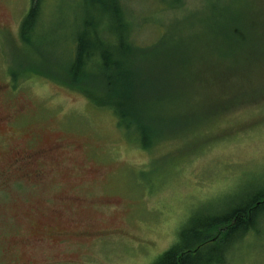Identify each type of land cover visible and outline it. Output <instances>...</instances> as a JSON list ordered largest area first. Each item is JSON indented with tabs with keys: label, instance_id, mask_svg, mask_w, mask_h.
Here are the masks:
<instances>
[{
	"label": "rangeland",
	"instance_id": "1",
	"mask_svg": "<svg viewBox=\"0 0 264 264\" xmlns=\"http://www.w3.org/2000/svg\"><path fill=\"white\" fill-rule=\"evenodd\" d=\"M214 2L122 0L128 38L149 56L146 113L125 126L65 74L82 0H43L30 44V0H0V80L23 71L0 83V264H151L192 217L264 195V0H219L236 13L229 27L259 29L234 56L215 52ZM57 144L41 179L4 176L18 154ZM227 244L223 264H264V209Z\"/></svg>",
	"mask_w": 264,
	"mask_h": 264
},
{
	"label": "trees",
	"instance_id": "2",
	"mask_svg": "<svg viewBox=\"0 0 264 264\" xmlns=\"http://www.w3.org/2000/svg\"><path fill=\"white\" fill-rule=\"evenodd\" d=\"M121 2L82 0L85 16L75 38L73 59L65 69V74L70 79L71 83H68L71 88L98 106L110 109L119 123L126 126L138 124L135 113L138 112L140 116L146 113L142 102L146 96L144 85L148 79L141 77V69L148 66L149 56L138 55L137 52L147 49L135 46L128 38L130 26ZM163 2L164 9L175 6L179 0ZM30 3L20 24V38L27 44L34 42L33 32L40 18L43 0H30ZM214 3L215 26L211 27L212 34L215 33V42H222L215 46V52L222 50L224 56L246 52L245 45L247 37L251 36L250 31L256 32L259 29L254 24H249L246 29L229 27L236 13L230 14L229 10L220 8L222 2L218 6L219 0ZM217 15L221 18L217 19ZM34 73L38 74L39 70ZM56 79L67 85L65 80ZM138 100L141 104L137 103ZM142 122L141 117L139 125H144L146 121ZM263 209L264 195H255L245 204L215 218L200 220L194 216L180 229L177 241L151 264H223L225 252L230 247L227 242L234 235L241 237L253 228Z\"/></svg>",
	"mask_w": 264,
	"mask_h": 264
},
{
	"label": "flooded vegetation",
	"instance_id": "3",
	"mask_svg": "<svg viewBox=\"0 0 264 264\" xmlns=\"http://www.w3.org/2000/svg\"><path fill=\"white\" fill-rule=\"evenodd\" d=\"M20 73L21 72L17 71L16 69L13 71L6 70L4 72L5 76L3 77V79L0 80V83H3L6 86L10 87L14 85L16 81L18 82V79L21 78ZM2 120V117H0V122ZM60 147L64 148L62 145L57 144L37 152H27L24 154H18V156L13 161L11 169H5L4 176L11 172L9 176L18 175L17 178L19 180L34 183L35 181L41 179L44 173L42 169L37 167L38 160L46 158L47 156L53 154L55 150ZM8 179H10V177Z\"/></svg>",
	"mask_w": 264,
	"mask_h": 264
},
{
	"label": "bare ground",
	"instance_id": "4",
	"mask_svg": "<svg viewBox=\"0 0 264 264\" xmlns=\"http://www.w3.org/2000/svg\"><path fill=\"white\" fill-rule=\"evenodd\" d=\"M255 195H257V196L259 195V196L262 197V196H263V193H257V194H255ZM255 195H254V196H255ZM234 208H235V207H234ZM228 246H230V245H228Z\"/></svg>",
	"mask_w": 264,
	"mask_h": 264
}]
</instances>
